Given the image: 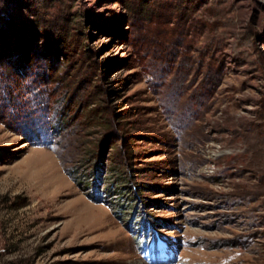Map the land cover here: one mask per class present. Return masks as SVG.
<instances>
[{
    "label": "rangeland",
    "instance_id": "rangeland-1",
    "mask_svg": "<svg viewBox=\"0 0 264 264\" xmlns=\"http://www.w3.org/2000/svg\"><path fill=\"white\" fill-rule=\"evenodd\" d=\"M5 42L0 264H264V0H0Z\"/></svg>",
    "mask_w": 264,
    "mask_h": 264
},
{
    "label": "trees",
    "instance_id": "trees-1",
    "mask_svg": "<svg viewBox=\"0 0 264 264\" xmlns=\"http://www.w3.org/2000/svg\"><path fill=\"white\" fill-rule=\"evenodd\" d=\"M6 44H8V43L5 42V44H3L2 48H1L2 49V52H1L2 56H1V53H0V58H1L0 60H2V58H3V59H6L8 61H11V64H8V65H10V66H12L14 68L23 67V66H25L26 64H28L30 62V61L27 60V57H28V52L31 50V48L30 49H29V47H26V48L25 47H22V48L18 47V48H16L15 45L11 44V46L13 48L12 49L10 46H8L6 48ZM19 56H21V57H19ZM26 67H27V65H26ZM12 98H13L12 96H9L10 101H12ZM62 110L63 111L60 114V117L62 119H58V120H59V122L62 123V126H63V123L65 125L66 120H67V118H66L67 113L65 111L66 110V104L64 105ZM61 123H59V124H61ZM59 128H60V126L56 125L53 128V130L59 129Z\"/></svg>",
    "mask_w": 264,
    "mask_h": 264
}]
</instances>
